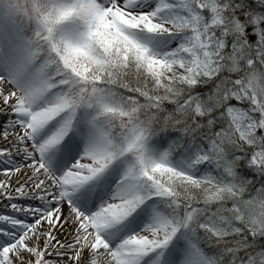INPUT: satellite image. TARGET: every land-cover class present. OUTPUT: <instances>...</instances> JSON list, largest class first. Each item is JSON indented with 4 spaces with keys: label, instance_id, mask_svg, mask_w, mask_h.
Listing matches in <instances>:
<instances>
[{
    "label": "snow or ice",
    "instance_id": "1",
    "mask_svg": "<svg viewBox=\"0 0 264 264\" xmlns=\"http://www.w3.org/2000/svg\"><path fill=\"white\" fill-rule=\"evenodd\" d=\"M0 264H264V0H0Z\"/></svg>",
    "mask_w": 264,
    "mask_h": 264
}]
</instances>
